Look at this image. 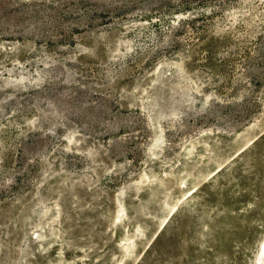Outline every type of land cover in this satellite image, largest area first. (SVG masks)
<instances>
[{
	"label": "rangeland",
	"instance_id": "obj_1",
	"mask_svg": "<svg viewBox=\"0 0 264 264\" xmlns=\"http://www.w3.org/2000/svg\"><path fill=\"white\" fill-rule=\"evenodd\" d=\"M263 242L264 0H0V264Z\"/></svg>",
	"mask_w": 264,
	"mask_h": 264
},
{
	"label": "bare ground",
	"instance_id": "obj_2",
	"mask_svg": "<svg viewBox=\"0 0 264 264\" xmlns=\"http://www.w3.org/2000/svg\"><path fill=\"white\" fill-rule=\"evenodd\" d=\"M263 259H264V242L262 243L261 249H260L259 263H263L264 264Z\"/></svg>",
	"mask_w": 264,
	"mask_h": 264
},
{
	"label": "water",
	"instance_id": "obj_3",
	"mask_svg": "<svg viewBox=\"0 0 264 264\" xmlns=\"http://www.w3.org/2000/svg\"><path fill=\"white\" fill-rule=\"evenodd\" d=\"M258 262H259V260H258Z\"/></svg>",
	"mask_w": 264,
	"mask_h": 264
}]
</instances>
